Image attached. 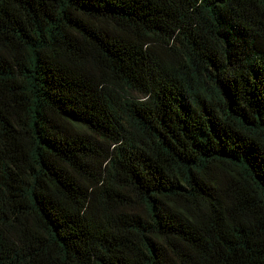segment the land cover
<instances>
[{"label":"trees","instance_id":"1","mask_svg":"<svg viewBox=\"0 0 264 264\" xmlns=\"http://www.w3.org/2000/svg\"><path fill=\"white\" fill-rule=\"evenodd\" d=\"M0 264H264V0H0Z\"/></svg>","mask_w":264,"mask_h":264}]
</instances>
